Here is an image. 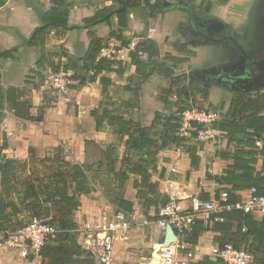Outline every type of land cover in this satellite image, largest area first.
Listing matches in <instances>:
<instances>
[{
  "label": "crops",
  "instance_id": "0c3cea01",
  "mask_svg": "<svg viewBox=\"0 0 264 264\" xmlns=\"http://www.w3.org/2000/svg\"><path fill=\"white\" fill-rule=\"evenodd\" d=\"M165 0H153L151 4L145 3V0L137 6L128 8L126 16V25L120 26L118 12L121 8L120 0H67L69 7V27L66 30L60 28L53 30L48 35L44 46L37 48L26 45L35 28L43 24V15L52 6V0H6L0 4V53L17 49L14 58H0V83L6 89L9 86L25 87L30 94L34 109L40 110L47 103L46 92L48 88L47 80L43 84L38 83V79L33 76V69L36 68V62L42 52L58 53L53 60L59 63H66L68 57H83L90 43V32H96L100 37L108 39L106 47L123 48L127 44H132L131 48L121 52L118 56L110 59L113 63L112 71H103L99 75L110 79L108 92L112 100L118 101L116 107L127 111V115H134L136 119L145 124H150L156 111L172 113L175 107L171 103H166V89H173L169 100L176 101L177 94L182 88H187L191 93L194 89V98L199 94L203 101L214 102V96L217 89L221 97L227 96L226 104L223 101L214 105L217 106L213 112L217 114L216 120L220 119L223 113L227 112L241 97L247 98L249 95L264 93V86L252 87L244 91H231L222 85L209 83L205 79L192 78L195 71L207 73L213 71L216 67L230 62V49L226 45L213 41L199 42V39L190 34V27L193 21L189 17L187 9H192L195 14L201 17L205 22L218 21L227 25L238 33L252 21L254 17L255 1L249 8L231 7L229 0L227 4L218 5L216 0L212 1L210 10L205 6L200 7L198 0L196 3H190L187 0H167L170 4L165 5ZM187 1V3H184ZM114 2L117 7H112ZM185 4L187 9H185ZM188 5V6H187ZM111 7V11L103 18L92 25L85 24L87 17L95 16L99 9ZM244 9V10H243ZM190 11V10H189ZM241 25V26H240ZM240 26V27H239ZM16 30V34L10 35V38H3L2 32ZM119 31L122 38L110 36L111 31ZM14 35V36H13ZM144 39H151L156 42L159 54L154 59L161 64H165L174 70L172 76H162L154 71L153 74L141 85L138 94V104H126L133 97L129 90L133 87V82L129 79L137 75L136 66L132 62L131 52L134 51L138 43ZM66 53L67 56H62ZM168 55L182 59L176 63L167 58ZM100 57V55H99ZM147 58V54H143ZM180 71L177 73V70ZM45 78L52 73L50 68L43 71ZM47 77V79H48ZM164 80L170 83L165 85ZM31 81V82H30ZM71 83H74L73 81ZM36 87V88H34ZM207 94L206 97H204ZM180 100H184L181 96ZM107 100L103 94V87L100 80L88 82L83 86L71 88L68 91L43 108V119L39 122V127L46 129L51 126L49 131L56 132L50 135L41 131L36 138H31L30 143L24 142L12 144L8 141L6 132L10 130L12 119H18L25 122L31 128L33 124L26 118L14 116L6 109V116L0 122V143L7 139V146L4 152L9 157H19L17 153L19 145H22L21 156H28V149L34 147L38 157L48 155L47 148L61 145L67 150V158L79 162H85V145L89 142L101 144L105 149L109 144H115L119 141V135L115 133L114 127L104 124L101 130H96L95 120L91 116V110L98 107L101 101ZM210 101V104L213 103ZM137 102V101H136ZM121 104V105H120ZM105 105V104H104ZM113 108V106H109ZM35 114L31 113V116ZM31 121V120H30ZM52 128V129H51ZM66 131L62 132V129ZM47 130V129H46ZM192 126L181 130L185 136H189ZM212 137L209 140H200L197 138L189 142L190 146L196 147L199 161L197 165H192V158L188 146H175L162 149L157 157V169L152 172V180L158 183V190L163 196L166 194L168 200L178 199L183 209H188L194 199L204 200L205 195L210 198H219L223 190L217 196V190L224 187L216 180L209 178L208 175H221L225 168L232 162L219 156V153L234 151L236 144L229 143L225 132L212 129ZM23 137V136H22ZM23 139V138H22ZM124 149L125 145L122 143ZM16 146V148L14 147ZM75 146L74 151L72 148ZM123 149V150H124ZM19 150V149H18ZM65 150V151H66ZM47 152V153H46ZM66 153V152H65ZM258 169H264V160L258 158L256 164ZM126 199L134 203V210L131 212L136 221L134 229L128 242L118 245L113 252L114 264H163L157 252L156 245L163 242L165 231L157 229L155 223L149 226L143 224V218L153 217L155 208L151 207L148 213L144 210L142 202L137 198V191L133 187V179L126 184ZM253 193L252 189L239 191L241 197L246 198ZM81 206L76 211L75 221L77 227V239L81 244L82 235L80 230L83 228L86 220L98 221L104 216H110L117 209L103 195L102 189L97 186L94 191L81 196ZM255 215V214H254ZM257 217L263 215L257 214ZM153 222L157 218H150ZM207 222V221H205ZM207 224V223H206ZM218 232L214 231L212 225H206L196 244L186 243V247L181 252V257L187 260V264H196L208 257L210 261H216L218 258L214 250L219 248L216 237ZM159 259V263L151 255ZM26 258L21 252L5 244L0 235V264H41L40 255H31ZM88 256V253H87ZM92 257V256H90ZM95 261V260H94ZM157 261V260H156Z\"/></svg>",
  "mask_w": 264,
  "mask_h": 264
},
{
  "label": "trees",
  "instance_id": "16d2710c",
  "mask_svg": "<svg viewBox=\"0 0 264 264\" xmlns=\"http://www.w3.org/2000/svg\"><path fill=\"white\" fill-rule=\"evenodd\" d=\"M153 0H145L150 5ZM157 1V0H156ZM196 3L198 0H187ZM218 5L227 4L229 0H216ZM6 0H0L4 4ZM121 8L118 12L120 26L126 25L128 8L139 6L143 0H120ZM52 6L43 15V24L35 28L31 37L26 40V45L40 48L44 46L51 31L63 30L69 27V7L67 0H52ZM152 8L155 5L151 4ZM199 6L210 10L211 0H201ZM111 7L99 9L95 16L85 18L87 25H92L103 18ZM110 36L122 38L119 31H111ZM90 43L83 57H68L64 64L53 60L58 53L42 52L33 69V76L38 83H45L47 77L43 71L50 68L52 73L60 70L72 72L71 88L83 86L88 82L100 80L103 94L107 100L101 101L91 116L95 120L96 130H101L105 123L114 127L119 135L120 143L125 149L120 153L116 144H109L102 150V159L98 167L88 165L67 158L64 148L59 145L52 149V153L38 157L36 149L30 147L25 158L9 157L4 152L7 139L0 143V235L6 238L9 233L15 232L27 224L33 217L56 227L58 233L53 241L46 243L40 250L41 264H94V258L87 256L86 251L77 239L78 224L75 221L76 211L81 206V196L91 193L99 186L103 195L117 205V211L131 213L134 203L120 195L119 190L125 189L126 184L133 179V187L137 191V198L142 202L144 210L148 213L151 207L158 210L162 205V194L158 190V183L152 180V172L157 169V157L162 149L175 146H188L192 158V165H197L199 155L196 147L189 142L197 138L198 132L204 128L203 124L192 123L194 130L189 136L181 133L182 112L187 103L194 98V89L191 93L187 88H182L177 94L176 101L169 97L173 89H166V103H171L176 109L172 113L156 111L150 124H145L134 115H127V111L116 107L118 101L112 100L108 92L110 79L99 75L107 70H113V63L108 58L99 57L108 39L100 37L96 32H90ZM128 45V44H127ZM17 49L0 53L1 59L14 58ZM147 54V58H143ZM159 54L155 41L144 39L140 41L131 52L132 62L136 66L137 75L129 81L134 86L130 87L133 97L126 102L138 104V94L141 85L153 74L154 71L162 76H172L174 70L159 63L154 56ZM62 56H67L62 53ZM167 58L176 63L178 59L168 55ZM31 82V81H30ZM36 88V87H34ZM184 96V100H180ZM207 94L204 96L206 97ZM137 101V102H136ZM45 103L41 109L48 106ZM105 104V105H104ZM233 106L222 117L211 125L213 130L225 132L229 143H235L236 149L232 152L219 153L226 160H232L221 175H208L224 188L217 190L227 193L224 204H234L241 199L239 191L252 189L253 195H264V169H258V158L264 160V93L241 97L233 102ZM121 105V104H120ZM113 106V108H109ZM30 94L25 87L9 86L4 88L0 83V122L6 116L8 109L14 116L31 120L32 109ZM43 115L35 118L41 121ZM261 140L262 146L257 147L256 141ZM210 195H205L204 200H209ZM148 218V217H147ZM149 218V219H150ZM207 223V224H206ZM212 225L219 235L216 237L219 247L230 245L235 249H246L253 255L252 264H264V215L257 217L253 213H246L240 209H222L213 212L210 220H195L191 230L185 235L184 241L196 244L206 225ZM32 256H29L30 258ZM196 264H224L218 257L216 261L207 258Z\"/></svg>",
  "mask_w": 264,
  "mask_h": 264
},
{
  "label": "built area",
  "instance_id": "2783aa9c",
  "mask_svg": "<svg viewBox=\"0 0 264 264\" xmlns=\"http://www.w3.org/2000/svg\"><path fill=\"white\" fill-rule=\"evenodd\" d=\"M131 43L127 47H103L99 53L100 57L113 59L121 52L131 48ZM72 72L60 70L51 73L47 79L48 87L59 94H65L71 80ZM217 114L212 111H205L195 107H187L182 112V128L192 126V123L203 124L204 128L198 132V139L209 140L212 137L211 125L216 121ZM256 146L261 147L262 141L257 140ZM227 193L222 192L219 198L209 200L194 199L188 209L180 206L178 199L171 198L162 204L158 210V218L152 221L143 218L144 225L155 223L157 229L165 231L170 224L174 229L177 240L169 244L161 243L155 248L163 264H187V260L181 257V252L186 247L185 235L191 230L197 219L209 221L213 212L232 208L240 209L246 213L264 215V195L255 196L253 194L246 198L241 197L234 204H224L227 201ZM136 225L131 213L116 210L110 216H104L98 221L86 220L80 230L82 235L81 245L92 252L94 264H114L113 252L115 248L129 241L131 231ZM58 233L56 227L33 217L27 224L15 232L9 233L4 242L7 246L18 249L21 254L28 258L31 255H39L41 248L48 242L53 241ZM159 244V243H158ZM214 254L220 257L224 264H252L253 255L246 249H235L230 245L214 250Z\"/></svg>",
  "mask_w": 264,
  "mask_h": 264
},
{
  "label": "flooded vegetation",
  "instance_id": "af4514ba",
  "mask_svg": "<svg viewBox=\"0 0 264 264\" xmlns=\"http://www.w3.org/2000/svg\"><path fill=\"white\" fill-rule=\"evenodd\" d=\"M184 3L188 4L187 1ZM187 10L193 21L190 34L199 42L213 41L226 45L232 58L228 64L206 74L194 72L192 78H202L231 91L264 86V0H255L254 17L239 33L218 21L205 22L192 9Z\"/></svg>",
  "mask_w": 264,
  "mask_h": 264
},
{
  "label": "rangeland",
  "instance_id": "374dc122",
  "mask_svg": "<svg viewBox=\"0 0 264 264\" xmlns=\"http://www.w3.org/2000/svg\"><path fill=\"white\" fill-rule=\"evenodd\" d=\"M171 1H173V0H171ZM254 1L255 0H233V2H231V7H236V8L240 7V9L242 11V8H247V7L249 8V6H251ZM112 7H117V4L114 2V5ZM1 34H2L3 38H5V39L7 38L8 39V38H10V35L16 34V30L15 29L8 30V31H5L4 33L2 32ZM179 71H180V69L177 70V73ZM164 83H165V85L170 86V83L168 84V81L164 80ZM215 90L217 91V93L214 96V102H212L210 100L213 103V105L210 104V101L209 102L208 101H203L201 96L198 94L196 96V100L188 101L187 103L183 102V106L195 107V108H198V109H201V110L212 111L213 112V109H215L217 107V106H214V105H219L218 104V100L221 97L220 92L217 89H215ZM45 96H46V101L48 103H50L51 105H53L52 102L57 101V99L61 96V94H59L56 91H53L51 88L48 87ZM226 97L227 96H225V95L222 96L220 98V100H219V103H221L223 101V103L225 105L226 101L228 100V99H226ZM32 111L35 114H33L31 116L32 117V118H30L31 121L28 120L29 122H32L31 124H33L31 126V128H29L28 124L26 125L25 122H23L22 120L12 119L11 125L9 126L10 130L8 131V133L6 132V135H5L9 142H11L12 144H16L17 142L18 143L24 142L25 145H26L27 143L28 144L30 143V140H31L30 137L37 139V135L41 134V131H43L44 133H46V131H48L50 135L56 133L54 131H49V128L51 126H47L46 127L47 130H46L44 128L39 127V122L35 121V118H37V117L42 115V113H43L42 109L36 110V108L35 109L33 108ZM64 131H66V128L62 129V132H64ZM48 132L46 134H48ZM115 144H116V147H117L118 151L121 153L123 151V149H124L122 143L115 142ZM14 147L16 148V146H14ZM54 147H56V146L48 147L46 149L47 152L49 154L52 153V149ZM18 149H17V153H13V154L14 155H18L19 154V157H17V158H22V157H20L21 156V150L23 149L22 145H19ZM72 149L74 151H76L75 150V146H73ZM64 150H66V148H64ZM102 150H103V147L101 146V144H98V143H95V142L86 143L85 149H84V153L86 154L85 162L89 166L92 165L93 167H98L99 166L98 162L102 159ZM65 152L67 154V150ZM71 160H73V159H71ZM119 192H120V195L125 196L127 194V189L126 188L125 189H120ZM112 205L114 206L115 209H118L116 203L113 202ZM147 226H149V225H147ZM3 240H4V238H3ZM151 256L153 257V259H155V262L159 263V259H157V257L155 258L153 254ZM161 261L162 260H160V262ZM152 263L154 264V262H152Z\"/></svg>",
  "mask_w": 264,
  "mask_h": 264
},
{
  "label": "water",
  "instance_id": "95a60500",
  "mask_svg": "<svg viewBox=\"0 0 264 264\" xmlns=\"http://www.w3.org/2000/svg\"><path fill=\"white\" fill-rule=\"evenodd\" d=\"M164 4L167 5L170 3L167 0H165ZM195 72H198V71H195ZM167 201H168V196L165 194L163 196L162 204H165ZM176 240H177V235H176L174 229L172 228V226L170 224H168L166 226V229H165V236H164L163 242H161V243L169 244V243L176 241ZM161 243L157 244L156 248H158L161 245ZM88 256H92V252H88Z\"/></svg>",
  "mask_w": 264,
  "mask_h": 264
},
{
  "label": "bare ground",
  "instance_id": "6f19581e",
  "mask_svg": "<svg viewBox=\"0 0 264 264\" xmlns=\"http://www.w3.org/2000/svg\"><path fill=\"white\" fill-rule=\"evenodd\" d=\"M159 255V254H158ZM159 258H160V256H159Z\"/></svg>",
  "mask_w": 264,
  "mask_h": 264
}]
</instances>
